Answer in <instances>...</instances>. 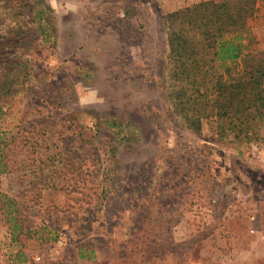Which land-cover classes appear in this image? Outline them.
Segmentation results:
<instances>
[{
	"label": "rangeland",
	"instance_id": "1",
	"mask_svg": "<svg viewBox=\"0 0 264 264\" xmlns=\"http://www.w3.org/2000/svg\"><path fill=\"white\" fill-rule=\"evenodd\" d=\"M191 1L0 0V264H264V124L197 130L168 97L181 11L250 9L264 54V0Z\"/></svg>",
	"mask_w": 264,
	"mask_h": 264
},
{
	"label": "trees",
	"instance_id": "2",
	"mask_svg": "<svg viewBox=\"0 0 264 264\" xmlns=\"http://www.w3.org/2000/svg\"><path fill=\"white\" fill-rule=\"evenodd\" d=\"M227 3L204 8L211 2H203L199 8L181 11L190 13L185 17L189 20L187 24L170 26L169 79L173 88L168 97L176 112L195 129L200 130L203 119L214 116L220 126L223 120H229L232 127L248 137L250 132L255 134L258 122L264 124V54L254 51L244 54L247 45L242 40L240 19L251 10L242 14L246 8H228ZM228 25L236 33L231 38L225 37ZM189 28L201 29L203 38L188 36ZM203 45L213 52L203 51ZM206 54L209 59L204 62L202 58ZM242 57L246 63L243 75L238 80L227 81L218 69ZM8 168L0 161V170L8 171ZM15 211L16 215L19 209ZM13 214L9 209L10 218Z\"/></svg>",
	"mask_w": 264,
	"mask_h": 264
},
{
	"label": "crops",
	"instance_id": "3",
	"mask_svg": "<svg viewBox=\"0 0 264 264\" xmlns=\"http://www.w3.org/2000/svg\"><path fill=\"white\" fill-rule=\"evenodd\" d=\"M198 1H200V0H192L189 3V5L194 3V2H198ZM118 41H119L118 37L115 36V40L113 41V45H111V47L108 49L109 53H111L113 56H115V59L113 57V59H114L113 61H117L118 60L117 57L119 58L120 49L116 47V45H118Z\"/></svg>",
	"mask_w": 264,
	"mask_h": 264
}]
</instances>
